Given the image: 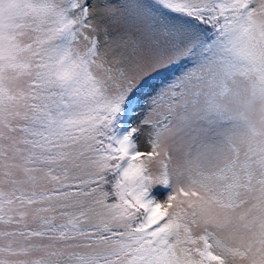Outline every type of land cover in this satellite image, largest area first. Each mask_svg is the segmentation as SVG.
Here are the masks:
<instances>
[{"label":"snow or ice","instance_id":"6c2138e0","mask_svg":"<svg viewBox=\"0 0 264 264\" xmlns=\"http://www.w3.org/2000/svg\"><path fill=\"white\" fill-rule=\"evenodd\" d=\"M0 264H264V0H0Z\"/></svg>","mask_w":264,"mask_h":264}]
</instances>
